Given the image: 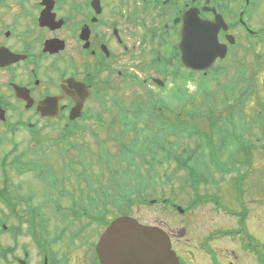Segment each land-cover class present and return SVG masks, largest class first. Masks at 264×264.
<instances>
[{
	"label": "flooded vegetation",
	"instance_id": "af4514ba",
	"mask_svg": "<svg viewBox=\"0 0 264 264\" xmlns=\"http://www.w3.org/2000/svg\"><path fill=\"white\" fill-rule=\"evenodd\" d=\"M263 6L264 0H0V222L10 216L19 222L29 220L21 234L36 240L39 264H103L98 242L112 221L122 216L164 228L178 264H249L250 260L264 264V243L257 238L264 229L256 224L257 233L252 230L249 209L239 198L243 192L239 183L234 198L240 199L242 209L230 217L231 226L217 221L214 212L220 209L210 199L192 200L179 214L182 225L172 231L134 213V207L149 204L138 182L144 151L159 158L164 151L158 143L165 141L169 158L165 164L170 166L176 149L188 148L193 141L194 147L207 149L202 155L211 162L216 155L221 157L217 149L225 137L190 134L191 108L199 109L207 122L212 113L203 110L208 103L205 91L218 79L227 81L220 84L218 93L224 96L216 98L217 104L232 99L239 80L255 84L253 57L264 48ZM206 23L218 29L216 38L225 55L208 69L198 70L184 62L181 47L205 40ZM216 109L214 115L221 119L222 112ZM218 121L212 124L219 126ZM150 129L153 134H148ZM19 133L27 144L33 143L25 151L19 149ZM247 142L249 148L255 145L253 137ZM90 143L98 144L97 152ZM109 143L116 144L119 160L128 159L132 167L119 172L112 168ZM52 146L65 157L63 167L46 166L47 152L32 158ZM102 160L113 183L95 190L89 176L105 173L93 170L94 162ZM150 169L146 173H159L157 166ZM127 171L136 175L139 204L128 203L120 191L121 176ZM12 174L32 175L29 182L38 186L28 194L21 183L14 189ZM116 174L120 179L114 178ZM112 184L116 191H110ZM205 206L214 214L200 220L194 212ZM169 207L177 211L178 204ZM15 227L10 225L14 237L22 228L15 231ZM227 238L237 244L235 249L221 246ZM80 244L86 251L82 258L75 251H83ZM22 249L31 264L28 245ZM10 256V264L23 259L15 256L13 247Z\"/></svg>",
	"mask_w": 264,
	"mask_h": 264
},
{
	"label": "rangeland",
	"instance_id": "374dc122",
	"mask_svg": "<svg viewBox=\"0 0 264 264\" xmlns=\"http://www.w3.org/2000/svg\"><path fill=\"white\" fill-rule=\"evenodd\" d=\"M262 15L264 16V6L262 10ZM253 61L256 65L255 71H254V81L255 84L250 86L247 84V79L239 80V85L237 89L235 90V94H233L232 99L223 100L222 103H216L217 97H223V93L219 92V88L221 87V83H226L227 80H217V82L214 83V85L210 88H207L205 91V97H208L211 101L215 100L216 107L219 108V110L222 112L221 119L217 117V121L221 124L223 123L227 117L233 119L235 118L236 123H234V126L229 127L231 133L224 134L225 137V144L227 148L222 149L223 152L221 153V157H219V161L215 160L212 162V164H215L214 166H211L210 168H214L213 171L209 172V183L206 185L203 182H199L197 185L194 183H183V179L185 178V170H182V168H179L177 165V162L173 161L171 165L165 164L164 167L160 166L159 161L153 163V166H157V170L159 173L157 174H151L146 173L150 169V166L148 165L147 159L140 160V166L142 162V170H143V176H144V183L141 184V190H139L142 196H148L151 198L159 199L160 197H165V199L169 200V204L172 202H176L178 205L182 206L183 208H187L188 204L191 203L192 200H202V198L206 197H218L220 196V202L222 207H219L220 212L217 213L213 210H208V207H198L197 211L194 212V215H197L200 220L205 219L207 215H211L213 212L214 215H216V219L218 222H220L223 226H231L230 223V217L228 215V212L225 210H228L229 213H238L241 210V203L240 199L236 200L234 198L236 183L240 179V182L238 184L239 187L243 186V192L241 193V196L239 198L242 199V203L245 204V208L249 209V220L248 222H253L250 226L252 230L257 233L256 231V224L259 226V228L264 229V148H262L261 144L264 142V48L259 51L258 54L254 55ZM251 61V62H253ZM193 88L194 85H191ZM190 86V87H191ZM195 89H193L194 91ZM213 92V95L211 94ZM245 95L246 100V106H245V112H246V122L247 124L251 123V120H253V126H251V129L244 128L243 124L239 122L238 120V108L234 106L235 99L239 96ZM252 96V97H251ZM129 98V95L126 96ZM251 99L249 100V98ZM207 107H205L203 110H207ZM216 111L218 109L214 108ZM215 111V112H216ZM226 112V115H223V113ZM195 110L192 111V114H194ZM196 118H193L191 116V122L192 123H198L199 121L195 120ZM202 123V125L200 124ZM199 127L197 129H206L208 133H210L208 129L207 122H203L200 120ZM230 126V125H229ZM233 131H237L241 133L242 137L236 138L233 135ZM251 137H253L254 140V146L252 148L248 147V151L250 152L249 155L240 153V151H237L235 146L238 141H242L243 139L250 141ZM23 133H19L17 135V143L19 144V149L22 151L26 150V147L31 144H27L26 140L23 139ZM260 139V140H258ZM206 140V139H204ZM217 141H220V139H217ZM258 141V142H257ZM143 144V143H142ZM191 147L194 146V142L191 141L190 143ZM52 144H50L51 146ZM89 145V144H88ZM91 149L94 152H97L98 144L96 143H90ZM218 145V142L215 143V146ZM38 146V144H37ZM185 146V144H183ZM11 148V146H10ZM109 148L111 151V154L114 156V158L110 159L112 163V168L115 171H120L127 169V166L130 164L128 159L123 158L121 161L119 160V150L116 147L115 143H109ZM55 147H50L49 150L45 151H38V154H33L32 158H39L43 157L44 154L46 155L43 158V163L48 167H56L60 168L64 166L63 159L65 157H60L56 151H54ZM143 150H149L148 147L143 146ZM182 147L178 148V154L183 155ZM207 150V149H206ZM213 151L215 149H212ZM48 151H51L48 153ZM42 154V155H41ZM144 155L146 152L144 151ZM41 155V156H40ZM132 158V157H130ZM26 156L24 160H26ZM106 159V158H104ZM89 161V159H87ZM138 160V159H137ZM135 162V161H134ZM147 162V163H145ZM133 163V162H132ZM226 165L223 170H217V166H221V164ZM248 164V165H246ZM78 167V165H75ZM130 167L132 165L130 164ZM177 167L179 169H177ZM93 170L95 172H100L101 169H104L105 173L103 174H93L90 175L88 178L90 179V183L93 184V188L96 190L100 188L102 185L103 187H106L113 183L110 181L112 179V175L108 174L109 170L106 168L105 164L102 161H95L93 164ZM233 168V169H232ZM134 169V168H131ZM207 168H205L206 170ZM166 173H165V172ZM207 171V170H206ZM205 171V172H206ZM218 171V172H216ZM100 176V179L98 177ZM243 178V183H241V178ZM10 180V185L12 188L16 189L18 184L25 185L23 187V191L25 194H28L29 192H32V186L37 187L38 184L32 182L34 179L33 176H20L17 174H12ZM58 177V176H57ZM136 175L131 174L127 171L126 174H122L121 181L119 182L121 184L120 191L125 193L128 196V203L133 204H139L137 202V198L140 196H137L135 193V179ZM115 179H120V174H116ZM32 180V184L29 182ZM132 180L133 182H131ZM28 183V184H24ZM27 185V186H26ZM191 185H195V187ZM140 186V185H138ZM197 186H199L197 188ZM84 187V186H83ZM72 189L73 187H69ZM193 189V190H192ZM132 190V191H131ZM74 191V190H70ZM110 191H116V187L114 184L110 186ZM65 198H68L66 195ZM198 197L200 199H198ZM150 198V199H151ZM149 199V198H146ZM134 200V201H133ZM144 204L141 209H138V207H134V213L139 216L144 222L146 223H152V224H158L165 226L168 230L172 231L174 227L181 226V217H179L178 212L172 211L170 207L163 206L162 202L151 204ZM26 207V206H25ZM212 208V207H211ZM225 208V210H224ZM111 210H114L115 208L111 207ZM2 210V207H0V211ZM114 212V211H113ZM47 215L51 216L50 211H47ZM11 217V216H10ZM7 220L6 222H0V264H10V259L12 260L10 256V247L14 248L15 256H20L24 259L25 253L22 249V245H28L29 249L32 252V256H29L31 259V264H39L40 257L37 253L38 249L36 247V240L31 237L30 234H21V232L25 229L26 226H29V220L25 222H19L18 219L13 220L12 218ZM215 217V216H214ZM3 225H6L7 227L4 228ZM10 225H15L16 229H18L19 226L22 228L18 231H16L15 237L13 236V233L10 231ZM255 226V228H254ZM260 243H264V233H261L259 236H257ZM65 244V241L63 242ZM221 246L226 247L228 249L233 248L235 249L237 247V244H235L233 241H230L228 238L223 239L221 241ZM66 250H68L67 245L65 244L63 246ZM78 247L83 248L82 245H78ZM76 253L79 255L80 258L81 254H84L85 247L83 248V251L81 249L75 250ZM86 252V251H85ZM84 256V255H83ZM249 264H255L252 260L248 262Z\"/></svg>",
	"mask_w": 264,
	"mask_h": 264
},
{
	"label": "water",
	"instance_id": "95a60500",
	"mask_svg": "<svg viewBox=\"0 0 264 264\" xmlns=\"http://www.w3.org/2000/svg\"><path fill=\"white\" fill-rule=\"evenodd\" d=\"M203 29L205 40L198 39L196 43L192 41L181 47L184 49V62L198 70L208 69L218 56L225 55L216 38L218 29L209 23ZM97 250L103 264H178L170 238L163 229L142 225L128 216L111 223L102 235ZM20 264H26V261L21 260Z\"/></svg>",
	"mask_w": 264,
	"mask_h": 264
},
{
	"label": "trees",
	"instance_id": "16d2710c",
	"mask_svg": "<svg viewBox=\"0 0 264 264\" xmlns=\"http://www.w3.org/2000/svg\"><path fill=\"white\" fill-rule=\"evenodd\" d=\"M207 102L209 104H211V103L215 104V100L214 101H210V99H209ZM234 104H237V108H238L237 109L238 110V117H239L238 121L241 122V124H243L244 128L246 129L248 124L246 122L247 115H246V112H245V106H246L245 95H243V96L241 95L238 98H236ZM214 108L215 107H211L210 106L208 112H211L213 114L216 111ZM198 113L194 114L195 118H199V117L203 116L202 112H200L199 114ZM207 118L211 121V125H212V122L215 123L217 121V118H215V117H211L210 116V117H207ZM223 125L224 126H222L221 128H219L216 125H212L211 126V131H212L211 133L213 135H216V134H222V135L227 134L228 135V133H231L229 127H232V125L229 126V124H227V123H226V125H225V123ZM233 126H234V124H233ZM190 131H191L190 132L191 135L203 134L201 131H198L197 129L195 130V126L193 124L190 127ZM232 133H233V135L235 137H241L242 136L241 133H239L237 131H233ZM238 142H239V144L237 145V147L235 149L237 151H240V153H243V154H244V151H245V154H246L247 151H248L246 145H244L240 141H238ZM162 143L163 142H159L158 144L161 145ZM163 144H165V143H163ZM147 145H150V147H151V143H147ZM166 149H167V147L165 148V146H164V150H166ZM195 150L196 151H194L193 148L187 150L186 151V157L182 158V161L186 160V164H181L180 165V167L182 169L183 168L186 169L185 178L182 181L183 183H194L195 184V183H199V182H206V181L208 182L209 181L208 180L209 179L208 175L207 174L206 175L202 174L201 171L199 170L200 169L199 166L201 167V164H200L201 163L200 162L201 158L196 155L198 149H195ZM165 160H167V158ZM212 160L215 161V160H218V158L213 157ZM207 167H210V166H207ZM225 167H226V165H224L222 163L221 164V168L224 169ZM142 179H143V177L140 178V176L138 175L139 184H140V181L142 183Z\"/></svg>",
	"mask_w": 264,
	"mask_h": 264
}]
</instances>
